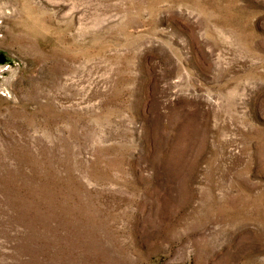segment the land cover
Returning a JSON list of instances; mask_svg holds the SVG:
<instances>
[{"label": "rangeland", "instance_id": "rangeland-1", "mask_svg": "<svg viewBox=\"0 0 264 264\" xmlns=\"http://www.w3.org/2000/svg\"><path fill=\"white\" fill-rule=\"evenodd\" d=\"M0 264H264V0H0Z\"/></svg>", "mask_w": 264, "mask_h": 264}]
</instances>
